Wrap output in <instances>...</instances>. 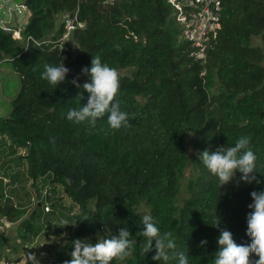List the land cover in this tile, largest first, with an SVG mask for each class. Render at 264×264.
I'll return each instance as SVG.
<instances>
[{"label":"trees","instance_id":"16d2710c","mask_svg":"<svg viewBox=\"0 0 264 264\" xmlns=\"http://www.w3.org/2000/svg\"><path fill=\"white\" fill-rule=\"evenodd\" d=\"M22 1L28 10L20 29L24 41L30 38L26 45L0 28V64H9L19 80L8 114L0 115V170L6 167L2 172L12 185L20 176L36 193L40 180L41 186H61L78 207L68 240L46 264L70 260L76 239L96 243L124 227L136 240L134 251L112 264H163L152 259L155 251L143 254L139 232L145 214L173 233L189 264H213L220 229L231 231L237 244L250 243V194L264 191V0H222L221 30L204 66L190 57L167 0ZM76 9L80 26L60 43L62 16ZM96 55L116 70H131L119 74L117 96L130 128L111 130L107 116L95 127L66 118L69 109L87 104L82 85L89 77L82 69ZM45 64L70 70L56 88L41 79ZM189 134L195 136L197 174L182 197ZM241 136L251 138L253 175L261 183H246L237 172L235 182L221 186L199 154L234 146ZM22 148L25 154H17ZM19 162L24 169L11 174ZM12 188L4 198L0 180V216L18 222L20 241L32 243L44 218L58 215V203L52 201L49 214L38 206L28 213ZM217 217L219 228L212 226ZM4 241L0 232V247Z\"/></svg>","mask_w":264,"mask_h":264},{"label":"clouds","instance_id":"9594fccd","mask_svg":"<svg viewBox=\"0 0 264 264\" xmlns=\"http://www.w3.org/2000/svg\"><path fill=\"white\" fill-rule=\"evenodd\" d=\"M69 71L64 64H45L41 79L56 88L65 81ZM82 73L89 77L88 82L82 85L89 94L87 104L78 109H69L67 120L77 125L87 122L95 127L97 120L107 116V124L111 130L130 128V116L121 110L117 100L120 91L119 72L102 63L100 55H96L91 60V67L82 69ZM71 83L81 87L78 79H73ZM250 140L248 136H241L234 146L219 147L214 152L204 150L199 154V159L208 171L219 179L221 186L231 182L237 172L242 174V181L259 184L261 180L253 175L256 172L257 157L250 147ZM250 195L253 202L248 205L251 211L247 215L246 231L250 243L237 244L231 231L220 229L219 247L213 264H264V191H252ZM141 223L143 230L139 234L144 237V256L155 251L152 257L155 261L169 264V261L175 260L178 264H189V257L178 250L171 231H161L150 214L143 215ZM62 224L69 225L67 221H62ZM219 225L220 220L217 217L212 226L219 228ZM206 243V240L201 241L202 246ZM135 244L136 240L126 227L120 228L118 235L96 243H85L76 239L73 241L71 259L64 261V264H112L114 260L124 261L133 254Z\"/></svg>","mask_w":264,"mask_h":264},{"label":"rangeland","instance_id":"374dc122","mask_svg":"<svg viewBox=\"0 0 264 264\" xmlns=\"http://www.w3.org/2000/svg\"><path fill=\"white\" fill-rule=\"evenodd\" d=\"M1 1V0H0ZM20 1V0H18ZM13 17V15H12ZM8 16L0 12V21L6 22V26H14L13 29H21L24 27L28 20V14L21 17ZM61 16L58 17L57 23L61 22ZM253 44L257 47L262 46L260 40L254 38ZM78 51L76 45H73L74 54ZM119 74L128 75L130 69L117 70ZM19 90V80L16 74L12 71V68L6 62L0 64V115H7L10 109L9 102ZM195 136L189 134L186 139V149L189 156V163L183 173V190L182 197L186 196L185 186L189 179L196 177L197 167L196 158L197 150L194 147L193 140ZM8 152V150H7ZM20 153H22L20 151ZM19 154V153H17ZM22 162L18 164L13 163L11 174L13 172L20 173L23 168ZM6 167L1 168L4 172ZM2 172V174H4ZM23 178L19 176L16 186L12 188V194L17 204L19 202L29 213V211L35 209V203L37 199V193L34 192L30 183L25 186L22 184ZM231 182H235V177ZM7 193L10 194V189H7ZM52 201H57L58 215L56 217L48 219L44 218L42 222V229L38 237H36L32 243H25L20 241L18 233V222L6 227H0V232L4 233L5 241L2 247H0V264H46L54 255L55 251L61 247L65 241L68 240L71 234L72 220L71 217L78 213V207L74 205L69 198L63 193L61 186H53ZM69 218V220H67ZM62 221H67L69 225L64 226ZM82 241V240H81ZM32 254L34 256H29Z\"/></svg>","mask_w":264,"mask_h":264},{"label":"built area","instance_id":"2783aa9c","mask_svg":"<svg viewBox=\"0 0 264 264\" xmlns=\"http://www.w3.org/2000/svg\"><path fill=\"white\" fill-rule=\"evenodd\" d=\"M109 1L111 2L112 0ZM167 3L173 10L176 23L181 28L182 39L188 45L190 57L199 65L204 66L208 50L215 44L221 30L222 0H167ZM0 12L11 17L12 15L13 17L14 15L15 17H21L28 14L27 6L22 0H1ZM62 19L65 33L59 39L60 43L67 40L70 34L80 26L77 9L73 12L64 13ZM5 23L0 21V28L6 32H10L13 39L19 40L21 43L25 42L26 45L30 38H26L24 41L19 29L15 30L10 26H5ZM204 73L205 71L202 70L201 75ZM20 151H18L19 154H25L24 148L20 149ZM0 180H2L5 186L4 198H7L9 197L7 189L15 187L16 184L12 185L10 179L5 177L1 170ZM40 181L35 206L40 207L42 213L45 215L52 212L51 198L53 187L48 184L41 186ZM10 225L11 223L6 216H0V227Z\"/></svg>","mask_w":264,"mask_h":264}]
</instances>
